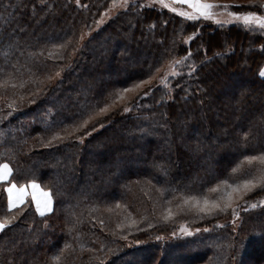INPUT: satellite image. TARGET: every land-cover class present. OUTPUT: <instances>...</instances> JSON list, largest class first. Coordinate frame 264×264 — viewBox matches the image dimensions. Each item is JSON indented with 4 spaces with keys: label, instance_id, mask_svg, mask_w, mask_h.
<instances>
[{
    "label": "trees",
    "instance_id": "trees-1",
    "mask_svg": "<svg viewBox=\"0 0 264 264\" xmlns=\"http://www.w3.org/2000/svg\"><path fill=\"white\" fill-rule=\"evenodd\" d=\"M114 1L0 0V162L13 169L0 182V220L19 213L0 232V264H53L65 244L62 264H163L173 254L185 264H264V206L243 205L234 230L231 209L209 215L197 201L183 204L217 200L230 191L221 181L257 177L260 165L244 157L264 153V30L139 1L96 27ZM255 4L248 8L264 12ZM83 32L91 33L80 41ZM188 52L165 88L166 64ZM113 102L67 135L82 114ZM31 181L54 194L53 212L41 217L29 197L8 211L4 187ZM263 198L258 187L240 202ZM181 224L208 231L156 239ZM142 249L153 251L144 263Z\"/></svg>",
    "mask_w": 264,
    "mask_h": 264
},
{
    "label": "snow or ice",
    "instance_id": "snow-or-ice-1",
    "mask_svg": "<svg viewBox=\"0 0 264 264\" xmlns=\"http://www.w3.org/2000/svg\"><path fill=\"white\" fill-rule=\"evenodd\" d=\"M256 0H248L249 4H254ZM128 0H124V5L127 6ZM159 3L162 4L164 7L169 8L170 11L176 13L177 15L187 19V20H211L216 24H220L221 21L217 19L218 13L214 11L216 8H222L223 12L227 14V16L232 17L234 20L242 21L243 24L247 27L249 25L255 24L259 29L264 30V15H258L256 12L248 11L244 13H239L235 11H230L229 9L233 7V5L230 4H223L218 5L216 3H210V2H204V0H174V3L179 4H186L191 11H180L176 7H170L168 3L165 2V0H159ZM259 4L261 8H264V0H259ZM236 7H239V5H235ZM251 30V29H250ZM187 39H192V37H188ZM187 42V40H185ZM66 45H60L59 47H65ZM219 55V53H217ZM191 56V52H188L185 56L180 57L179 59H173L169 62L168 70L165 71V75L160 78L161 84L164 85V87H167V76L168 75H178L176 71V66L181 65L184 63L185 60L189 59ZM157 72L160 71L158 68L156 70ZM192 71H195L193 68ZM260 76L264 77V69L260 70ZM56 75H59V72L56 73ZM155 78V76L149 77V80H142L138 84H134L131 88H125L120 92H117L116 98L117 100H124L125 94L129 92H135L138 89H140L145 84H151V81ZM49 80L52 79L51 76L48 77ZM147 95V93H145ZM113 105L105 104L104 107L100 108L98 112L90 113L87 115V118H83L78 124H75L72 127V131L67 132V135L71 136L74 131H77L81 128H84L86 125L89 124L90 121L95 119L96 116L104 115L108 113ZM124 111L128 112V107H124ZM248 134L245 133V139H247ZM53 139H60V137L54 135ZM244 160L249 164L252 165L254 162H258L260 167L257 169V177L254 179H245L240 184H230L226 180L221 181V184H224L227 189H230V191H227L225 195L219 197L217 200L209 201L207 198L204 199L203 205H200L197 197L195 196H188L183 199V204L187 205L190 201H197L195 207L197 208V211L200 213L205 214H212L215 211H219L221 213L227 212L229 209H231V214L233 218L235 219L237 217L236 208L239 207V205L236 203V201H240L244 198L245 195L253 192L258 187H264V153H260L258 155H247L244 157ZM236 169H233V172H235ZM13 169L10 167L8 162H0V182L7 181L9 177L12 175ZM26 186L21 184L19 187H17V184L15 182H10L7 187H4L3 191L7 193V209L9 212H11L12 209L16 208L19 204L24 202L22 193L24 192V188ZM30 187L32 189H37L40 186L35 183V181L30 182ZM218 189L216 187H213L210 189L212 192H216ZM42 196L43 199H37L35 196H33V202L35 203V211L38 213L41 217L45 216V213H51L54 211L53 208V199L54 194L50 191L42 190ZM261 204H264V200L260 201ZM119 207V205H117ZM257 205L255 203L249 204L248 208H256ZM248 208H245L244 210L247 211ZM111 210V209H109ZM19 213L15 215L8 216L4 218L3 220H0V232L4 231L6 227L11 224L14 220L17 219V216ZM173 216V213L170 209L166 210V214L163 216V219L165 221L169 220ZM77 223H82V221H77ZM133 223H136L133 221ZM47 226V225H46ZM75 225H73L74 227ZM221 226L222 225H218ZM117 227H122V225L118 224ZM149 227H151V224H149ZM180 232H182L186 236H191L192 232L189 231L183 224L180 226ZM71 231V228L69 229ZM199 231V229H197ZM204 231H208V229H204ZM175 236L176 233H173ZM157 240L162 239V237L157 236ZM139 243V241H137ZM70 245L65 244L64 248L60 249V252L58 255H53L51 257L53 264H62V257L64 255V252L66 249H68Z\"/></svg>",
    "mask_w": 264,
    "mask_h": 264
},
{
    "label": "rangeland",
    "instance_id": "rangeland-1",
    "mask_svg": "<svg viewBox=\"0 0 264 264\" xmlns=\"http://www.w3.org/2000/svg\"><path fill=\"white\" fill-rule=\"evenodd\" d=\"M135 1H139V2H141L142 4H144L145 6H147V7H156V8H159V9H162V10H166V11H168V12H170V13H173V14H175V15H177L176 13H174V12H172V11H170L169 10V8H166V7H164L162 4H160L159 3V0H128V3H127V6L130 4V3H132V2H135ZM165 2L166 3H168L169 5H170V7H176L178 10H180V11H186V12H188V11H191V9L186 5V4H179V3H174V0H165ZM204 2H210V3H216V4H218V5H223V4H225V3H227V4H230V5H233V7L232 8H230L229 10L230 11H235V12H239V13H244V12H248V11H253V10H251V9H249L248 7H254L256 4L254 3V4H249L248 3V0H204ZM235 5H239V6H241V7H239L240 9H235ZM127 6H125L124 5V0H115L114 2H112V3H110L109 4V6L103 11V13H101V15H100V19L98 20V23H97V26L96 27H101V26H103V25H105V24H107L109 21H110V19L115 15V14H117V12H119V11H121V10H123V9H125V8H127ZM244 7V8H243ZM262 9H264V8H262ZM214 11H216L217 13H218V15H217V19H219L220 21H221V23L220 24H240V25H244L243 24V22L242 21H237V20H234L232 17H229V16H227V14L225 13V12H223V10H222V8H216V9H214ZM253 12H255V11H253ZM258 15H264V12H262V13H257ZM177 16H179V15H177ZM181 17V16H180ZM183 18V17H182ZM202 19V18H201ZM202 20H204V19H202ZM206 22H209V23H213V24H216V23H214L213 21H211V20H205ZM245 26V25H244ZM249 26H256L255 24H252V25H249ZM91 33V32H90ZM90 33H87L86 34V32H83L82 34H81V37H80V41H84L85 39H86V35H89ZM168 65H169V63H167L166 64V66H165V71L166 70H168ZM177 66H180V65H177ZM176 66V71H177V73H178V67ZM262 69H264V66H263V68ZM164 75H165V73H164ZM163 75V76H164ZM59 77H60V73H59V75L57 76H55L54 77V82L56 81V80H58L59 79ZM167 77H169V75L167 76ZM133 92H129V93H126L125 94V96H127V97H129L131 94H132ZM126 98V97H125ZM60 106L61 105H59L58 104V108L60 109ZM98 130L100 129V128H97ZM226 157L227 158H229L227 155H226ZM135 165H137V164H135ZM127 174L128 173H126V172H122L121 173V175L123 176V177H126L127 176ZM261 200H264V198L263 199H261ZM261 200H259V201H256V202H253V203H255L256 205H260V206H264V204H261L260 203V201ZM241 201V200H240ZM240 201H236V203L239 205V207H237L236 208V212H237V217L234 219L233 218V216H231V218H230V220H229V223H230V225L232 226V228L234 229V230H236V228L239 226V224H240V221H241V217H240V208H244V206L243 205H245V208H248V205L249 204H252V203H249V204H243V203H241ZM199 202V204L200 205H203V201H198ZM196 203L197 202H194V203H192L191 205L193 206V207H195V205H196ZM224 223V222H223ZM223 223H218L217 225H222ZM189 231H191L192 232V235L191 236H186V235H184L182 232H180V226L178 227V229L176 230V232H174V233H176V235L174 236L173 234H171L170 236H165V237H162V239H160V240H162V241H168V240H171V239H173V238H175V237H193V236H195V234H198V233H200V232H207V231H204V229L205 228H190V227H188V226H186L185 224H183ZM197 229H199V231H197ZM195 241V240H194ZM133 245H135V246H139V245H141V244H139V243H132V244H130V241H129V244H128V247H129V249H131V248H134V247H132ZM138 249V248H137ZM140 249V248H139ZM152 250L151 249H149V250H147V249H142V252H141V255L137 258L141 263H144V261H146V260H149L150 258H151V256H152ZM181 259V258H180ZM179 258H177V256L175 255V254H173L172 256H170L169 258H166L165 260H164V263L163 264H174V263H183V264H185L187 261H190V258H187L186 260H184V261H182V260H180ZM240 261H243V263L244 264H251V261H249V258H247V257H245V256H242L241 257V260Z\"/></svg>",
    "mask_w": 264,
    "mask_h": 264
},
{
    "label": "crops",
    "instance_id": "crops-1",
    "mask_svg": "<svg viewBox=\"0 0 264 264\" xmlns=\"http://www.w3.org/2000/svg\"><path fill=\"white\" fill-rule=\"evenodd\" d=\"M36 183V182H35ZM38 184V183H37ZM39 185V184H38ZM8 186V185H7ZM6 186V187H7ZM25 188H24V192L22 193V195H23V199H24V201H25V199L26 198H30L31 200H32V203H33V205H34V208H35V203L33 202V196H35L37 199H43V196H42V188L41 187H39V188H37V189H32L31 187H30V182L28 183V184H25ZM17 187H19V186H17ZM6 196H7V193H6ZM22 204V203H21ZM21 204H19V205H21ZM18 205V206H19ZM45 214H47V213H45Z\"/></svg>",
    "mask_w": 264,
    "mask_h": 264
}]
</instances>
